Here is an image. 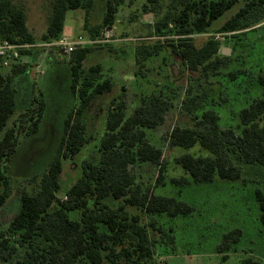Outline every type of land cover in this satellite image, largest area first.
Listing matches in <instances>:
<instances>
[{
  "label": "trees",
  "instance_id": "obj_1",
  "mask_svg": "<svg viewBox=\"0 0 264 264\" xmlns=\"http://www.w3.org/2000/svg\"><path fill=\"white\" fill-rule=\"evenodd\" d=\"M124 1L108 0L105 24L114 23L119 6ZM148 1L155 5L154 8L159 3V0ZM240 1L175 0L174 4L178 5L156 21L154 32L166 38L172 51L180 55L183 65L190 71L208 75L211 69L221 67L226 55L222 54L220 43L214 37H209L203 45L198 46L194 34L205 32ZM242 1L243 5L221 25L219 31L236 35L251 28L254 23L264 22V0ZM94 2L54 0L47 31L42 39L54 41L62 37L69 10L85 9L88 26ZM98 28H90L92 38L96 37ZM171 35L174 37H169ZM0 38L16 43L33 44L36 41L28 26L26 11L14 0H0ZM162 46L160 39L153 45H139L135 52L136 64L144 66L151 56L160 52ZM91 51L92 46L89 45L71 54V89L78 96L79 104L72 108L65 119L57 152L43 173L38 189L22 192L20 211L6 228L0 230V261L4 264H103L104 261L117 264L121 259L129 264H143L155 255L156 241L151 238L149 227L157 230L164 242L173 243L174 236L169 234L172 228L164 230L162 226H157L154 218L145 224L142 213L153 216L165 213L175 217L194 211V207L183 200L143 188L131 171L132 165L155 163L160 166L156 182L164 179L167 161L162 148L149 141L146 129L156 128L165 121L172 101L157 94L151 96L149 102L138 106L131 115L126 112L127 102L123 95L112 100L106 132L99 147V161L86 160L79 179L66 189V199L59 198L63 158L75 156L86 143L93 140L92 136L87 137L84 113L96 96L109 93L114 88L113 79L103 75L101 64L89 68L84 66ZM25 71V63L13 66L11 74L4 73L0 67V209L7 203L13 184L7 163L15 152L17 141V130L8 127L18 106L15 79ZM257 79L262 86L261 94L240 109V134L232 127H221L220 115L214 108L201 110L206 93L199 94L188 89L183 107L194 113V122L188 126L176 125L167 139L173 147L191 148L199 144L210 150L211 154L185 153L179 156L177 163L189 173L191 179L173 177L172 183L209 182L216 177L239 180L244 170L235 162V154L247 164L264 166V73H260ZM44 107V101H39L40 113ZM28 114L29 110L23 116ZM37 122L38 119L34 122L35 126ZM255 195L264 227V189L256 188ZM109 197L122 202L113 207L106 201ZM129 206L137 207L141 213H130ZM71 212H79V218H72ZM242 236L240 228L224 233L217 251L223 253L230 250ZM241 264H264V261L248 255Z\"/></svg>",
  "mask_w": 264,
  "mask_h": 264
},
{
  "label": "rangeland",
  "instance_id": "obj_2",
  "mask_svg": "<svg viewBox=\"0 0 264 264\" xmlns=\"http://www.w3.org/2000/svg\"><path fill=\"white\" fill-rule=\"evenodd\" d=\"M14 1L26 11L35 42L41 44L54 0ZM107 3L108 0H95L88 26L85 9L67 12L62 37L84 35L92 38L90 28L99 26L94 38L98 41L91 45L92 51L85 59L84 66L89 68L101 64L103 75L113 79L114 88L109 93L96 96L86 109L84 121L87 137L92 136L93 140L86 143L75 156L63 158L59 198L66 199V189L79 179L86 160L99 161V147L106 132L107 114L112 100L123 95L127 102L126 112L131 115L138 106L149 102L151 96L162 95L170 98L172 107L162 124L146 129V132L149 141L163 150L167 161L164 179L160 183L156 182L160 166L155 163H138L131 166V171L136 174L143 188L183 200L192 205L194 211L175 217L165 213L154 216L142 213L145 224L154 218L157 226H162L164 230L172 228L169 234L174 236L173 243L164 242L161 234L149 227L151 238L156 241L155 255L143 264H241L248 255L264 261V227L255 195L256 188L264 189V166L247 164L235 154V162L244 170L239 180L216 177L209 182L174 184L171 182L173 177L191 179L189 173L177 163L179 156L185 153L208 156L211 152L199 144L191 148L173 147L167 139L176 125L188 126L194 122V113L183 107L189 88L193 92L207 94L201 110L214 108L220 115L221 127H232L237 134L241 133L240 109L261 94L262 86L258 84L257 77L264 73V22L254 23L251 28L236 35L219 31L221 25L243 5L241 0L205 32L194 34L198 46L203 45L209 37L219 34L220 50H232L231 55H226L221 67L211 69L205 75L192 72L184 66L182 58L172 51L166 38L154 32L156 21L178 5L174 4L175 0H159L155 8L148 0H125L119 6L112 25L104 23ZM159 39L163 41L160 52L151 56L144 66H138L135 58L137 47L141 44L153 45ZM24 61L26 71L15 79L17 110L8 123V127L17 130V141L15 152L7 163L13 184L7 203L0 209V230L6 228L20 211L22 192L38 189L43 173L57 152L65 119L72 108L79 104L78 96L71 89V54L57 47L37 46ZM175 67L178 69L176 76L173 75ZM2 71L11 74V68H3ZM39 101L45 103L42 113L38 108ZM28 110L30 115L23 116ZM106 201L113 207L122 202L111 197ZM128 210L132 214L140 212L133 206H129ZM79 215V212H71L72 218H79ZM235 228L242 229L241 240L230 250L219 253L217 247L223 234ZM0 264L4 263L0 261ZM103 264L110 263L104 261ZM117 264L129 263L121 259Z\"/></svg>",
  "mask_w": 264,
  "mask_h": 264
},
{
  "label": "built area",
  "instance_id": "obj_3",
  "mask_svg": "<svg viewBox=\"0 0 264 264\" xmlns=\"http://www.w3.org/2000/svg\"><path fill=\"white\" fill-rule=\"evenodd\" d=\"M106 36L109 37L108 34H106ZM214 38L218 40V38H220L219 34H216ZM97 41V39L87 38L84 35H78L74 38L63 36L58 40L43 41L41 44L36 42L33 44L16 43L8 39L0 38V67L2 69L12 68L15 65L26 63L24 58L28 57L29 54H24L22 52L32 50L37 46H44L48 48L57 47L68 54H72L76 49L93 45Z\"/></svg>",
  "mask_w": 264,
  "mask_h": 264
},
{
  "label": "water",
  "instance_id": "obj_4",
  "mask_svg": "<svg viewBox=\"0 0 264 264\" xmlns=\"http://www.w3.org/2000/svg\"><path fill=\"white\" fill-rule=\"evenodd\" d=\"M145 20L147 21L148 19L145 18ZM231 53H232V50L229 48H223V50H222V54H224V55H231ZM177 74H178V69L175 67L173 69V75L176 76Z\"/></svg>",
  "mask_w": 264,
  "mask_h": 264
}]
</instances>
